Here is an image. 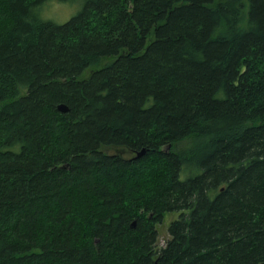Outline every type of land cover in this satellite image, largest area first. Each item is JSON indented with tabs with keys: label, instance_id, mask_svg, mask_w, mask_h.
I'll use <instances>...</instances> for the list:
<instances>
[{
	"label": "trees",
	"instance_id": "16d2710c",
	"mask_svg": "<svg viewBox=\"0 0 264 264\" xmlns=\"http://www.w3.org/2000/svg\"><path fill=\"white\" fill-rule=\"evenodd\" d=\"M49 1L0 0V264H264V0Z\"/></svg>",
	"mask_w": 264,
	"mask_h": 264
},
{
	"label": "rangeland",
	"instance_id": "374dc122",
	"mask_svg": "<svg viewBox=\"0 0 264 264\" xmlns=\"http://www.w3.org/2000/svg\"><path fill=\"white\" fill-rule=\"evenodd\" d=\"M83 5V0H74L73 2L69 3H62L52 0L45 5L43 10H40V15L44 20H49L61 25L67 23L70 19L81 12L84 7ZM106 22L108 23L110 20H107ZM102 29L103 26L100 27L101 31H103ZM178 215L179 214L176 213H169L165 216L162 223L158 225V246L160 249L166 246V243L170 238L168 228L171 222L178 218Z\"/></svg>",
	"mask_w": 264,
	"mask_h": 264
},
{
	"label": "water",
	"instance_id": "95a60500",
	"mask_svg": "<svg viewBox=\"0 0 264 264\" xmlns=\"http://www.w3.org/2000/svg\"><path fill=\"white\" fill-rule=\"evenodd\" d=\"M59 111L60 112H62V113H67L68 112V109H67V107L66 106H64V105H61V106H59ZM147 153H148V151L146 150V149H143V150H141L140 152H138L137 154H136V159H141L142 157H144V156H146L147 155ZM135 226V224H133V227Z\"/></svg>",
	"mask_w": 264,
	"mask_h": 264
}]
</instances>
